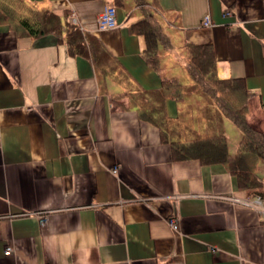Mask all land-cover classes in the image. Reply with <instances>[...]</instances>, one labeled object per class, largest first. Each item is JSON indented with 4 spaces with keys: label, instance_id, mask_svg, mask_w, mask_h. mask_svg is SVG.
Masks as SVG:
<instances>
[{
    "label": "crops",
    "instance_id": "obj_1",
    "mask_svg": "<svg viewBox=\"0 0 264 264\" xmlns=\"http://www.w3.org/2000/svg\"><path fill=\"white\" fill-rule=\"evenodd\" d=\"M25 1L99 41L143 92L188 83L184 45H210L218 78L244 80L246 120L264 131V0H156L167 41L157 70L130 32L138 9L115 8L116 27L98 31L112 0ZM191 101L166 99V116L194 112ZM245 170L173 160L159 129L90 60L53 35L0 26V264H264L263 210L245 205L259 197L238 179ZM255 173L264 191V161Z\"/></svg>",
    "mask_w": 264,
    "mask_h": 264
},
{
    "label": "trees",
    "instance_id": "obj_2",
    "mask_svg": "<svg viewBox=\"0 0 264 264\" xmlns=\"http://www.w3.org/2000/svg\"><path fill=\"white\" fill-rule=\"evenodd\" d=\"M126 1L112 0L111 6L124 9L127 16L133 7L139 10L136 21L129 26L130 32L143 38L142 58L157 70L159 49L167 46L155 22L157 1L129 0V5ZM0 26H7L17 37L37 39L53 35L58 43L65 44L69 56L90 60L101 79L108 77L122 87L128 107L136 108L141 119L159 129L161 141L169 145L173 160L196 159L202 165L219 164L225 168L242 162L246 177L238 179L264 204L263 182L255 173L257 162L264 161V132L255 130L246 120L251 94L244 80L218 78L210 45H184L188 83L177 78L162 79L160 89L148 93L137 88L99 41L82 34L77 25L47 8H37L25 0H0ZM166 99L177 102L192 99L188 105L196 109V114H192L191 120L186 113L170 119L165 114ZM224 119L241 134L233 154L227 149Z\"/></svg>",
    "mask_w": 264,
    "mask_h": 264
},
{
    "label": "built area",
    "instance_id": "obj_3",
    "mask_svg": "<svg viewBox=\"0 0 264 264\" xmlns=\"http://www.w3.org/2000/svg\"><path fill=\"white\" fill-rule=\"evenodd\" d=\"M227 15H228V13H225V16H227ZM116 25H117L116 9L112 6H108V7L104 8L103 11L97 16L96 27H97L98 31L112 29V28L116 27ZM202 25L204 27H210L212 25L210 18L208 16H205L203 18ZM113 172H116V170H114ZM236 201H238V200H236ZM245 205L253 206V207H256L260 210H263L262 211V219L264 221V209H263V205H262V202H261L259 197H256L252 200L245 202ZM170 225H171L173 230L177 229V225L175 222L171 223ZM6 252H9V249H7Z\"/></svg>",
    "mask_w": 264,
    "mask_h": 264
},
{
    "label": "rangeland",
    "instance_id": "obj_4",
    "mask_svg": "<svg viewBox=\"0 0 264 264\" xmlns=\"http://www.w3.org/2000/svg\"><path fill=\"white\" fill-rule=\"evenodd\" d=\"M114 77V76H113ZM116 81H119L118 78L116 77ZM249 103V102H248ZM194 112H190L188 114V118L191 120V117L194 116L192 115ZM196 114V113H195ZM198 115V113H197ZM247 115H248V111H247ZM246 115V117H247ZM199 117V116H198ZM188 120V121H190ZM224 130L226 132V136H227V146H228V149L231 153H233L235 151V148H236V145H237V142L239 141V136H240V132L239 130L235 127L234 124H232L231 122L229 121H225L224 123ZM264 132V131H262ZM246 172V170H245ZM243 177V176H241Z\"/></svg>",
    "mask_w": 264,
    "mask_h": 264
}]
</instances>
